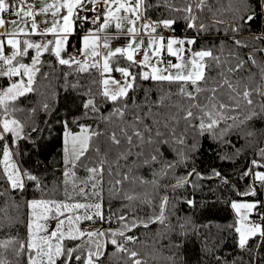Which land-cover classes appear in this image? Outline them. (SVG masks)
<instances>
[{
	"label": "snow or ice",
	"instance_id": "1",
	"mask_svg": "<svg viewBox=\"0 0 264 264\" xmlns=\"http://www.w3.org/2000/svg\"><path fill=\"white\" fill-rule=\"evenodd\" d=\"M259 7L264 12V0ZM256 19L249 0H227L226 6L224 0H0V264H102L109 245L110 256L123 264H147L129 245L138 242L140 227L165 222L169 198H161L157 213L152 199L136 188H158L159 180H145L136 169L146 166L153 177L167 175L196 150L197 136L218 139L264 120V55H256L264 54V32L241 35ZM179 21L186 35H175ZM213 31L219 45L199 44ZM73 35L78 46L70 52ZM121 38L123 44L113 43ZM84 74L90 83L82 94L87 97L83 117L92 123L79 117L63 122V166L55 187L48 189L39 174L16 159L18 142L31 136L23 134L25 125L14 114L25 111L22 98L40 94L39 81L62 78L66 87L77 89L83 87L79 79L75 84L69 79ZM102 105L109 106L107 114ZM41 107L49 111L47 103ZM181 123L184 130L178 134ZM190 133L195 134L191 143ZM165 146L175 160L166 159ZM256 157L240 176L253 181L238 192L240 197H255L264 189V148ZM193 176L204 178L192 168L171 187L189 184ZM213 178L222 179L221 173L213 169L208 179ZM105 184L110 198L129 202L118 214L105 213ZM29 187L39 197L12 198ZM61 190L63 199H58ZM134 201L152 207L153 215L140 217L129 207ZM230 207L235 219L227 228L235 232L236 246L244 250L259 237L257 246L264 247V201H232ZM97 222L119 227L96 228ZM17 224H23L22 237L4 234Z\"/></svg>",
	"mask_w": 264,
	"mask_h": 264
},
{
	"label": "trees",
	"instance_id": "2",
	"mask_svg": "<svg viewBox=\"0 0 264 264\" xmlns=\"http://www.w3.org/2000/svg\"><path fill=\"white\" fill-rule=\"evenodd\" d=\"M262 0H249V3L257 12V19L251 23V28H245L241 34L245 38L251 34H260L264 32V12L260 10ZM225 6L227 0H224ZM164 9H160L163 12ZM158 15L153 12V18ZM225 19L229 15L225 14ZM176 27L175 35H186L184 32V23L179 21ZM82 34V33H79ZM192 35L194 33H187ZM173 35V33H169ZM207 39H201L199 44L208 46L210 43L219 45L220 39H217V33L204 34ZM220 38L224 36L223 30L219 33ZM77 39V36L70 37L71 42ZM259 43V42H257ZM199 46V45H198ZM249 49H242L246 54ZM228 53L225 52V55ZM258 57L264 55L256 53ZM48 70V69H45ZM79 79L83 87L73 89L66 87L62 78L52 77L50 80H41L38 82L40 94H32L26 99H21L20 106L25 111L16 112V118L24 125V133L31 136V140H20L16 151L20 154L16 157L22 162L23 167L30 169L34 174H39L48 189H53L60 176L62 168V149H63V122L71 123L79 117L81 123H92L91 119L85 120L83 117L82 100L87 97L82 94L87 91L90 83V77L87 74L79 77L73 75L69 79V84H75ZM148 87L149 85H145ZM143 99V93L138 94ZM47 103L49 111L42 110L41 105ZM36 108L34 113H29L27 109ZM102 110L107 114L109 106L102 105ZM231 123V121H229ZM94 126V125H93ZM37 131H32V128ZM73 127H75L73 125ZM78 130V129H77ZM184 125L178 128V134L183 132ZM252 131L253 136H247L246 133ZM194 133L187 136L189 143L192 142ZM196 150L189 153V159L179 167L170 171L167 175L153 177L152 169L139 167L136 174L142 176L145 180L158 179L160 187L154 188L151 184L138 186L136 192L141 196L147 195L152 199L159 211L161 198L167 194L169 205L167 209V219L163 224H151L148 228L140 227L135 231L142 237V243L136 246L129 245L140 252L141 257L147 260V264H172V257L175 264H264V247H258L259 237L249 242V247L241 250L236 246V234L227 228V225L233 223L235 216L230 207L234 200L241 199H262L261 191L255 197H240L238 192L248 189L253 183L251 177L240 179L241 174L251 166V161L256 157L259 149L264 148V120L255 121L249 125L241 126L233 130L228 135L213 139L210 135L196 137ZM166 159L173 161L176 154L170 148L165 146ZM223 157V159H222ZM135 152L133 153V159ZM161 165H154L158 172ZM195 168L201 173L203 179L191 177V183L182 187L172 188L176 184L177 178L186 175L188 171ZM221 173V178L208 179L212 170ZM80 175H83L81 172ZM226 181V182H225ZM110 185L106 184L104 191V210L107 214L111 212L119 213L124 210V206L129 202L115 197L110 198L108 191ZM258 187V185H257ZM40 193L32 187L21 196L19 193L14 197L17 200L32 199L39 197ZM58 199H63V191L57 195ZM194 201L193 206H189L186 201ZM129 207L135 208L137 214L144 218L153 215V208L147 207L139 201L132 202ZM26 210L21 207L20 218L23 219ZM255 218V217H253ZM184 225L183 228L180 226ZM115 222L103 223V229L118 228ZM19 232L21 237L24 235L23 224H17L14 228H5L4 234L16 235ZM185 235H180L181 233ZM152 239V242L150 241ZM182 241L181 247L176 248L173 243ZM70 245L79 243V241L68 242ZM211 249L210 253L205 249ZM114 249L109 245L107 255L102 257V262L106 264H123V260L111 257ZM123 255V254H121ZM217 257L219 259H217ZM10 260L15 258L8 254ZM23 259V258H21Z\"/></svg>",
	"mask_w": 264,
	"mask_h": 264
},
{
	"label": "rangeland",
	"instance_id": "3",
	"mask_svg": "<svg viewBox=\"0 0 264 264\" xmlns=\"http://www.w3.org/2000/svg\"><path fill=\"white\" fill-rule=\"evenodd\" d=\"M41 19H42V18H41ZM20 26L23 27V22H21ZM6 27H11V25H6ZM41 27H44V25H41ZM110 32H111V33H115V29H114V28L111 29ZM167 34L169 35V33H167ZM76 40H77V39H76ZM113 43L123 44L124 41H123V38H121L120 41H118V42L114 41ZM71 51H72V50H71ZM65 58H67V55H65ZM14 116H15V118H16V115H15V114H14ZM257 170H259V169H257ZM105 186H106V184H105ZM260 191H261V194H262V199L264 200V189H260ZM241 200H248V199H241ZM241 200H234V201H241ZM250 200H253V199H250ZM232 211H233V213H234V210H233V209H232ZM234 216H235V213H234ZM102 225H103V223L97 222V224L94 225V227H96V228H101ZM137 237H138V242H139V244L142 243V237H141V235L138 234ZM150 241L152 242V239H151ZM70 242H74V241H70ZM138 242H137V243H138ZM137 243H136L135 245H133V246H136ZM130 248H131V247H130ZM107 249H108V247H107ZM135 250H136V248H135ZM106 251H107V250H106ZM102 264H106V262L104 261V262H102Z\"/></svg>",
	"mask_w": 264,
	"mask_h": 264
},
{
	"label": "built area",
	"instance_id": "4",
	"mask_svg": "<svg viewBox=\"0 0 264 264\" xmlns=\"http://www.w3.org/2000/svg\"><path fill=\"white\" fill-rule=\"evenodd\" d=\"M5 15H7V14H5ZM85 27H90V25H86ZM75 36H76V35H75ZM77 46H78V41L75 39V40H73V41L71 42V49H70V52H71V50L73 51ZM117 76H118V74H117Z\"/></svg>",
	"mask_w": 264,
	"mask_h": 264
},
{
	"label": "crops",
	"instance_id": "5",
	"mask_svg": "<svg viewBox=\"0 0 264 264\" xmlns=\"http://www.w3.org/2000/svg\"><path fill=\"white\" fill-rule=\"evenodd\" d=\"M110 34H111V32H110Z\"/></svg>",
	"mask_w": 264,
	"mask_h": 264
}]
</instances>
